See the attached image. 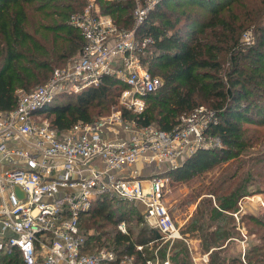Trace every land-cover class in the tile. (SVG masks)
Masks as SVG:
<instances>
[{
  "label": "trees",
  "instance_id": "trees-1",
  "mask_svg": "<svg viewBox=\"0 0 264 264\" xmlns=\"http://www.w3.org/2000/svg\"><path fill=\"white\" fill-rule=\"evenodd\" d=\"M181 1L185 4H180ZM97 2L100 12L111 15L119 27H135L138 36L154 38L143 60L163 82L146 96L147 107L136 118L139 125L155 123L160 129L170 130L182 114L204 103L218 116L211 133L220 135L223 145L211 151L199 149L167 173L172 176L174 171L183 170L182 176L189 175L202 167L231 161L209 188L208 207L203 210L206 213L196 210L183 232L202 231V246L211 251L209 264H264V243L250 247L244 258L224 255L232 239L225 220H229L232 228L236 227L229 212H235L238 201L254 192L253 188L248 189L252 174L264 185V154L260 152L264 146L262 13L260 21L248 19L256 30L253 42L244 44L239 35L246 27L243 22L235 23L233 14L234 4L241 3L240 0H161L138 26L133 17L135 0ZM85 3L86 0H0V109H13L20 89L31 90L42 84L54 68L65 66L79 56L86 39L70 23V16L83 9ZM125 86L121 79L105 75L99 85L79 93L60 94L41 110L48 113L54 128L66 130L79 120L90 122L102 116L103 108L113 103L116 91ZM258 145L260 149L254 152ZM203 152L212 155L205 158ZM246 166L249 170L241 171ZM115 202L117 207H113ZM128 207L121 199L103 195L83 213L81 226L87 236L84 250L92 252L109 245L119 256L128 252L135 256L136 264H148L156 256L152 248L161 245V250L171 243L159 230L142 227L137 238L131 229L129 234L116 230L118 222L130 215L132 207ZM116 210L119 213L114 215ZM248 218L264 225L260 217L249 214ZM137 244L143 245V249L139 250ZM165 249L162 259L166 258ZM169 250L174 264L189 262L186 243L175 240ZM0 262L23 264V258L15 249L0 254ZM106 264H119V261Z\"/></svg>",
  "mask_w": 264,
  "mask_h": 264
},
{
  "label": "built area",
  "instance_id": "built-area-1",
  "mask_svg": "<svg viewBox=\"0 0 264 264\" xmlns=\"http://www.w3.org/2000/svg\"><path fill=\"white\" fill-rule=\"evenodd\" d=\"M148 1L135 7L136 26L147 20L159 0ZM70 23L86 39L79 56L54 68L45 83L20 89L13 109H0V254L17 249L23 264H136L134 255L119 256L107 245L85 251L82 214L103 195L139 201L144 218L165 240L182 238L164 199L167 178L142 173L155 164L177 167L199 149L221 147L220 135L211 133L218 116L199 105L182 114L170 130L152 124L132 129L121 113L79 120L66 130L54 128L50 116L39 112L60 93H79L113 74L128 87L127 105L141 113L146 96L163 82L143 60L152 36H138L135 27H119L94 3L72 12ZM127 227L126 220L118 222L120 231L128 233ZM159 261L157 256L147 263L172 264L169 259Z\"/></svg>",
  "mask_w": 264,
  "mask_h": 264
},
{
  "label": "rangeland",
  "instance_id": "rangeland-1",
  "mask_svg": "<svg viewBox=\"0 0 264 264\" xmlns=\"http://www.w3.org/2000/svg\"><path fill=\"white\" fill-rule=\"evenodd\" d=\"M161 1V0H159ZM158 1V2H159ZM241 3L239 4H234V9H233V14L235 16V23H240L243 22L245 25V29L240 31V39L241 42L244 44H249L253 42V37L254 33L256 30L255 24L248 20L250 18L255 19L256 21H260V12L262 13L264 17V0H240ZM149 1L148 0H135V3L133 5V17H134V10L136 6H141V5H146ZM157 2V3H158ZM94 3L95 7H99V3L97 0H86V3L84 4L86 7L88 4ZM185 4L184 1H181L180 4ZM182 4V5H183ZM173 6V5H171ZM170 6V7H171ZM154 7V6H153ZM180 9V7H178ZM77 10V11H81ZM231 14V11L227 15L229 16ZM149 16V15H148ZM113 18V17H112ZM116 23V22H115ZM238 36V37H239ZM71 61V60H70ZM227 62V58L225 59V63ZM227 65V64H225ZM60 67H64L63 65ZM223 75V74H222ZM115 76L116 75H111ZM161 77V76H160ZM163 80V79H162ZM46 82V81H45ZM43 82V83H45ZM42 83V84H43ZM39 85V84H38ZM128 87H123L122 89L116 91V96H114L113 103L109 105L107 108H103L104 114L102 116H99L97 119L101 118H108L110 115L114 113H121L127 115L124 120L125 123H131L132 124V129H139L141 128L139 124L135 125L136 123V118L137 114L139 113V110L135 108L133 105L129 106L127 105V97L124 95L126 92V89ZM62 95V93H60ZM59 94V95H60ZM201 105H205L208 109L214 110L211 108V106L208 105V103H204ZM147 107V101L145 103V108ZM101 108V107H100ZM99 108H96L98 110ZM40 114L47 115L48 113L45 112V110H41L39 112ZM187 114V113H186ZM48 116V115H47ZM94 119V120H95ZM135 119V120H134ZM138 123V122H137ZM155 128H159L157 124H152ZM109 136H115L113 133H109ZM122 135V134H121ZM259 146V145H258ZM254 147L253 151L258 152L260 149L259 147ZM218 148L216 146L214 147H207L204 148L205 151H211V149ZM264 151V146L261 147V154ZM212 155L210 152H203V156L209 157ZM184 160H180V164H182ZM231 161H226V162H218L216 165L212 167H202L200 170H195V172L190 173L189 175H181V173H185L183 170H176L172 174V176H168L167 173L171 170L177 169V167H169V163H161V164H155L150 168H147L146 171H144L145 176L149 177L150 173H156L159 174L160 176L167 178L166 184H165V196L164 199L168 206L171 209V213L174 216V219L176 220L178 226L181 229L182 238H179L176 241L178 242H183V243H204V237L202 234V231H188V232H183L185 229L188 228L191 220L188 219L185 222H182V218H186L187 214L192 213L191 216L194 214V212L197 210H207L208 207V199H209V188L211 185H214L215 182L218 180L219 176L222 175L228 166H230ZM249 167L246 166L243 168L241 171H248ZM252 180L248 183V189L250 190L251 188L254 189V192H251L250 194H247L243 196L237 203V210L235 212L238 213V216L231 214L232 217L231 219L233 220V223L236 222V227L235 229L231 227V224H229V220H225V222L228 224L227 229H230L231 234H232V239L230 242L229 247L227 248L228 250L225 252L224 255L231 256V255H237L241 256L243 258V255L241 254L242 251L239 249L238 244L236 243H246L247 251H249L250 247H253V245L259 244V243H264V225H257L255 222L250 221L248 216L249 214L255 215L257 217H260L262 221H264V185L263 183L258 181V178L254 176V174L251 175ZM221 193H219L220 195ZM217 198V196H216ZM213 200L215 198H212ZM117 202L114 203L113 207H117ZM129 207L131 208V214L128 215L127 217H124L128 221V229L133 231V235L137 236L138 229L143 227L146 223L144 222L143 218H140L138 213L137 208L129 204ZM128 207V208H129ZM136 208V210H135ZM130 209V208H129ZM203 211V212H204ZM233 212V210H232ZM233 212V213H235ZM119 213V210L114 211V215H117ZM138 213V214H137ZM206 213V212H204ZM200 217V216H199ZM191 218V217H189ZM207 220H210L209 218L206 217ZM180 222V223H179ZM145 223V224H144ZM183 223V224H182ZM214 224H218V219L214 221ZM147 225V224H146ZM118 226V225H117ZM110 231L113 230L109 228ZM117 228L116 230H118ZM113 233V232H112ZM111 233V234H112ZM165 249L166 257L171 255V252L169 250L170 245L172 244V241H170ZM164 244V243H162ZM109 246V245H107ZM161 246V245H160ZM152 248L151 251H154L153 253H158L159 258H160V263H162L161 255L163 254V249L161 250L160 248ZM165 246V245H164ZM159 249V250H158ZM247 253V252H246Z\"/></svg>",
  "mask_w": 264,
  "mask_h": 264
},
{
  "label": "crops",
  "instance_id": "crops-1",
  "mask_svg": "<svg viewBox=\"0 0 264 264\" xmlns=\"http://www.w3.org/2000/svg\"><path fill=\"white\" fill-rule=\"evenodd\" d=\"M97 161H99V159H97ZM142 174H144L145 175V173L143 172ZM152 173H150L149 175H151ZM112 198H115V199H121V198H118V197H112ZM121 200H123V202H127V206H129L128 205V203L129 204H132V205H134L136 208H137V210H138V213L139 214H142V218H143V220H144V222L147 224H145L144 226H143V228L144 229H154V230H158L157 228H154V227H152L147 221H146V219L144 218V215H143V211H144V205H143V203H141V202H139V201H134V200H127V199H121ZM229 213H232V212H229ZM191 214L192 213H189V214H187V216H186V218H182V222H185L186 223V221L188 220V219H190L189 217H191ZM232 214H234V215H236V216H238V213L237 212H235V213H232ZM122 220V219H121ZM123 220H126V219H124L123 218ZM126 222H127V224H129L128 223V221L126 220ZM180 223V222H179ZM183 224V223H182ZM129 226V225H128ZM180 226V225H179ZM117 228H118V226H117ZM129 228V227H128ZM142 228V227H141ZM141 228H139L138 229V233H139V231L141 230ZM119 230V229H118ZM122 232V231H121ZM123 233H125V232H123ZM130 233V230L128 229V233H126V234H129ZM138 233H137V236H138ZM137 236H134V237H136L137 238ZM174 242V241H173ZM172 242V243H173ZM139 243V242H138ZM236 244H238V246H239V249L242 251V255H243V257H244V254H246V252H247V247H246V243H236ZM137 245H141V244H137ZM186 245H187V247H188V250H189V262L187 263V264H209V261H210V252L211 251H209V250H205L204 248H203V246H202V243H186ZM245 245V247H246V251L244 252L243 251V246ZM157 252V251H156ZM154 253L156 256H155V258L158 256L159 257V255H158V253ZM126 253H128V252H126ZM155 258H153V259H155ZM207 258H208V260H207ZM166 259H169L170 261H171V259L169 258V256H167L164 260H166ZM164 260H162V261H164ZM171 263L172 264H174L172 261H171Z\"/></svg>",
  "mask_w": 264,
  "mask_h": 264
},
{
  "label": "water",
  "instance_id": "water-1",
  "mask_svg": "<svg viewBox=\"0 0 264 264\" xmlns=\"http://www.w3.org/2000/svg\"><path fill=\"white\" fill-rule=\"evenodd\" d=\"M16 189H17V191L19 192L20 195H22V196L25 195V192L21 189L20 186L16 185Z\"/></svg>",
  "mask_w": 264,
  "mask_h": 264
}]
</instances>
